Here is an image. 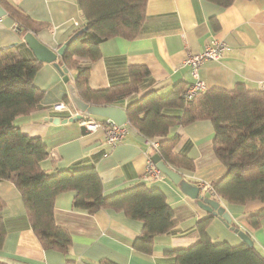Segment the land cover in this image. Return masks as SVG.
<instances>
[{
  "label": "crops",
  "instance_id": "crops-1",
  "mask_svg": "<svg viewBox=\"0 0 264 264\" xmlns=\"http://www.w3.org/2000/svg\"><path fill=\"white\" fill-rule=\"evenodd\" d=\"M10 1L36 21L45 23L36 36L54 49L65 43L73 35L75 23L82 21L78 0ZM213 21L218 27L212 25ZM23 35L14 26L0 27V46L22 43L23 51L33 55ZM212 38L224 40L229 49L220 59L209 60L201 67L200 76L208 87L233 89L242 82L248 88L264 90V0H235L228 7L209 0H148L145 21L136 37L115 36L101 43L102 56L92 63L89 86L104 89L124 83L129 80L132 65H146L150 75L142 82L136 97L149 89L167 93L180 82L186 88L194 78L190 67L181 65L183 59L190 52L201 51ZM76 75V69H69L74 84ZM34 83L45 91L41 108L17 116L15 123L24 133L40 136L47 144L48 166L64 169L83 161L93 163L107 195L140 183L159 188L174 208L178 224L174 233L156 237L152 255L144 254L133 247L143 227L141 221L114 209H101L94 215L75 210V192L64 191L57 195L54 211L57 224L67 228L72 236L69 253L65 254L42 246L29 224L15 184L3 180L0 197L6 202L2 214L7 234L0 249V261L5 264H105L108 261L166 264L173 261V256L166 254L168 250L189 247L199 240L197 224L207 212L171 179L143 178L150 148L139 132L130 131L111 147L104 140L103 128L88 132L76 121H49L48 117L66 118L77 112L69 98L68 82L52 63H44ZM59 102L65 103L67 110H55L53 106ZM127 103L126 99L117 105L126 107ZM214 134V125L208 119L170 128L169 136L178 135L177 150L195 161L194 170L178 169L189 181L212 182L225 172L224 164L213 151ZM223 205L264 253V221L260 228H253L247 222L248 215L264 203L250 200L246 204H234L225 200ZM207 230L215 242H243L218 217L210 221Z\"/></svg>",
  "mask_w": 264,
  "mask_h": 264
},
{
  "label": "trees",
  "instance_id": "trees-1",
  "mask_svg": "<svg viewBox=\"0 0 264 264\" xmlns=\"http://www.w3.org/2000/svg\"><path fill=\"white\" fill-rule=\"evenodd\" d=\"M147 1L78 0L82 21L75 26L73 35L85 29L72 39L57 61L76 69V90L89 104L117 105L127 99L131 127L146 139L159 138V154L174 168L194 170L196 165L193 158L177 150L178 135L169 136L170 128L211 120L215 131L213 150L226 168L210 182L213 193L234 204H246L250 200L264 203L263 89H251L239 82L233 89L210 87L186 101L182 95L185 86L180 82L167 93L151 89L136 97L142 82L150 75L146 65H132L129 80L124 83L104 89L89 86L92 63L102 56L101 43L115 36L136 37L145 21ZM209 1L228 7L235 0ZM0 5L13 19L19 34L31 31L37 35L45 27L44 22L36 21L10 0H0ZM212 25L218 27L216 21ZM44 63L34 55H27L22 43L0 46V181L15 184L29 224L44 248L69 253L71 233L57 224L54 210L59 193L74 191L75 210L94 215L101 209H114L141 221L143 227L133 247L152 255L156 237L174 233L178 224L175 210L161 189L140 183L107 195L95 164L83 161L64 169L48 166L47 144L40 136L24 133L15 123L17 116L41 108L45 91L34 83V78ZM174 109L182 112H171ZM5 204V199L0 197V249L7 234L2 214ZM214 217L207 212L198 221L196 243L168 250L166 254L173 256V261L166 264H264V253L255 244L215 242L207 230ZM263 221L264 206L247 217L253 228H260ZM0 264L5 263L0 261Z\"/></svg>",
  "mask_w": 264,
  "mask_h": 264
},
{
  "label": "water",
  "instance_id": "water-1",
  "mask_svg": "<svg viewBox=\"0 0 264 264\" xmlns=\"http://www.w3.org/2000/svg\"><path fill=\"white\" fill-rule=\"evenodd\" d=\"M0 27H10L14 26L13 19L7 14V11L0 5ZM85 28L80 29L75 35L71 36L63 45L54 49L44 42H42L33 32L28 31L23 35L25 43L31 49L34 57L39 61L45 63H52L62 75L65 82H68L69 86V98L73 107L77 110V114L72 117L60 118V117H48L49 121L54 123H65L67 121H77L83 116H98L103 118H109L116 122L117 124H123L128 121L127 107H122L121 105H96L89 104L86 102L77 92L76 86L70 81L69 68H67L63 63L57 61L59 57H62L67 51L68 45L72 39ZM14 44V43H12ZM132 133H137L134 129H131ZM140 139L144 140L143 137ZM152 159L156 162L157 166L166 173L169 179L175 183L181 192L189 196L190 198L196 200V203L204 211L212 213L214 216L218 217L226 227L235 231L249 245H253L254 241L247 231H244L240 226H235L233 223V217L226 210V207L222 205L221 200L216 198L206 196L199 185L186 179L182 173L173 167L169 166L164 162L161 156L156 153L152 156Z\"/></svg>",
  "mask_w": 264,
  "mask_h": 264
},
{
  "label": "built area",
  "instance_id": "built-area-1",
  "mask_svg": "<svg viewBox=\"0 0 264 264\" xmlns=\"http://www.w3.org/2000/svg\"><path fill=\"white\" fill-rule=\"evenodd\" d=\"M2 18H0V21ZM77 24L79 22H76ZM228 46L224 43L215 42L212 46H208L201 53L193 54L188 59V66L191 69V74L194 78V81L189 85L185 92V96L194 97L198 92L207 89V84L201 77L199 76L198 68L200 65L208 58L210 59H219L223 55V51L228 50ZM191 99V98H189ZM56 110H67L66 104L60 103L55 105ZM80 125L85 128L86 131H93L98 128H103L104 130V139L111 146H115V144L120 141L126 134H128L131 130V125L129 121L123 124H117L113 120L109 118L98 119L93 116H85L81 121ZM147 145L149 148L158 147V142L155 139H147ZM166 178L163 172L153 163V160L149 159L146 164L145 171L143 174L144 179L156 178L163 179Z\"/></svg>",
  "mask_w": 264,
  "mask_h": 264
},
{
  "label": "rangeland",
  "instance_id": "rangeland-1",
  "mask_svg": "<svg viewBox=\"0 0 264 264\" xmlns=\"http://www.w3.org/2000/svg\"><path fill=\"white\" fill-rule=\"evenodd\" d=\"M76 25H78L77 23H75V26ZM215 42H219V43H224L225 41L224 40H222V39H218V38H212V39H210V40H208L207 41V43L205 44V46H204V48L201 50V51H198V52H190V53H188L187 55H186V57L183 59V61H182V63H181V65H183V66H188V59L193 55V54H197V53H201V52H203L204 50H205V48L206 47H208V46H210V45H214L215 44ZM225 44L227 45V43L225 42ZM228 46V45H227ZM227 51V50H226ZM224 52L225 51H223V54H224ZM223 56V55H222ZM220 59V58H219ZM209 60H215V59H210V58H208V59H206L201 65H200V67L198 68V71H199V76H200V69H201V67L207 62V61H209ZM218 60V59H217ZM201 77V76H200ZM202 79V78H201ZM205 81V80H204ZM193 82V81H192ZM205 83L207 84V82L205 81ZM189 87V86H188ZM188 87H186L184 90H183V92H182V95H183V97L185 98V100L186 101H188V100H191L192 98H194V97H186L185 96V92H186V90H187V88ZM209 87H208V84H207V89H208ZM151 89H149V90H147V91H145V92H143V93H141L138 97H141V96H143L144 94H146L148 91H150ZM206 90V89H205ZM202 91H204V90H202ZM201 92V91H200ZM189 98H191V99H189ZM62 104L63 102H59V103H55L54 104V106L53 107H55V105H57V104ZM65 104V103H64ZM55 109V108H54ZM56 110V109H55ZM59 111H61V110H59ZM77 114V112L76 113H74V114H72V115H70V117H72V116H75ZM85 116H83L81 119H79V120H77L76 122H79L80 123V121L84 118ZM93 117H96V116H93ZM98 119H103V117L102 118H98ZM131 129H133L132 127H131ZM96 130V129H95ZM94 131V130H93ZM131 131V130H130ZM89 132V131H88ZM138 133V132H137ZM152 139H155V140H157V142H158V147H152V148H150V150L149 151H147V161H146V164H147V162L149 161V159H151V160H153L152 159V156L154 155V154H156V153H160V140H159V138L157 139V138H152ZM105 140V139H104ZM145 140H147L146 138H145ZM146 143H147V141H146ZM114 147V146H113ZM214 151V150H213ZM215 153V152H214ZM160 155V154H159ZM165 162V161H164ZM153 163H155V165H157L156 164V162L153 160ZM167 164V163H166ZM170 166V165H169ZM146 167V166H145ZM158 167V166H157ZM172 167V166H171ZM159 168V167H158ZM174 168V167H173ZM160 169V168H159ZM174 169H176V170H178L177 168H174ZM161 170V169H160ZM162 171V170H161ZM179 171V170H178ZM163 172V174H164V176H166V178H168V176L166 175V173L164 172V171H162ZM180 172V171H179ZM181 173V172H180ZM163 179H165V177L163 178ZM192 182V181H191ZM193 183H195V184H197V185H199V187L201 188V191H203V193L206 195V196H209V197H213V198H216L217 200L219 199V200H221V202H222V205H223V201H225V199H223V198H221V196H216V194H214L213 192H214V190L211 188V186H210V182L209 181H194ZM211 191H212V193H211ZM263 207V206H262ZM227 210V209H226ZM216 217V216H215ZM237 221V220H236ZM236 221H234V219H233V223L232 224H234L235 226H240ZM249 224V223H248ZM240 228H241V226H240ZM241 229H243V228H241ZM244 230V229H243ZM244 231H246V230H244ZM248 232V231H247ZM249 233V232H248ZM250 235V234H249ZM251 236V235H250ZM253 239V238H252Z\"/></svg>",
  "mask_w": 264,
  "mask_h": 264
}]
</instances>
